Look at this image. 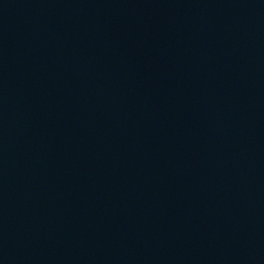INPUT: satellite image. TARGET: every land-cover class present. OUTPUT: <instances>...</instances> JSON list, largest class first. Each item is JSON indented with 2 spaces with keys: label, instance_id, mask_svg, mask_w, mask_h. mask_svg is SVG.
Instances as JSON below:
<instances>
[{
  "label": "water",
  "instance_id": "obj_1",
  "mask_svg": "<svg viewBox=\"0 0 264 264\" xmlns=\"http://www.w3.org/2000/svg\"><path fill=\"white\" fill-rule=\"evenodd\" d=\"M0 264H264V0H0Z\"/></svg>",
  "mask_w": 264,
  "mask_h": 264
}]
</instances>
